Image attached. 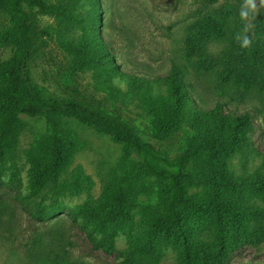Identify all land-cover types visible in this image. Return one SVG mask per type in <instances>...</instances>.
I'll return each instance as SVG.
<instances>
[{
	"label": "rangeland",
	"instance_id": "obj_1",
	"mask_svg": "<svg viewBox=\"0 0 264 264\" xmlns=\"http://www.w3.org/2000/svg\"><path fill=\"white\" fill-rule=\"evenodd\" d=\"M48 1L59 7L69 5L79 20L32 10L29 78L33 86L44 97L74 99L110 114L142 140L155 144L164 156L191 154L194 181L184 183L176 178L167 188L157 179L139 174L136 156L113 137L61 116L62 135L71 153L60 176L63 191L50 196L45 218L39 222L23 210L22 203L38 200L31 196L30 153L37 139L49 134V128L41 117L24 116L13 160H7L1 174L0 264H122L118 252H138L139 246L150 244L156 259L146 261L178 264V245L166 246L158 238L149 244L147 241L160 199L166 192L181 189L193 200L205 203L203 209L186 216L189 230L198 241L195 264H201L200 255L214 249L210 244L216 235L209 205L214 197L213 177L227 184L263 172L264 95L227 81L221 68L202 69L198 59L188 53L190 39L204 36L199 32L207 26L209 35L204 37L202 51L214 56L230 52L237 64H243L246 58L264 54V7L252 21L251 47L242 49L234 37L244 24L239 17L243 0H98V7L94 0ZM94 8L99 10L98 17H94ZM10 26L9 17L0 10V34ZM94 39L110 53L114 74H108L102 62L93 61L98 50L92 49ZM82 41L85 46L80 45ZM15 50L0 41V65L8 62ZM173 68L189 86L192 109L209 111L220 104L227 114L247 113L253 118L255 129L249 149L228 156L222 171L217 169L216 153H193L203 134L188 123L165 138L157 136L154 122L162 110L161 101L168 97L164 80ZM128 76L148 84L143 89L130 87ZM14 165L16 180L12 178ZM122 165L135 174L137 188L126 213L110 223L116 229L115 251L107 253L94 248L105 228L96 225L92 216L106 185L119 178ZM224 184L223 200L264 209L263 194L249 186L235 190ZM22 194L29 198L19 199ZM230 248L223 264H264V239L253 243L241 235Z\"/></svg>",
	"mask_w": 264,
	"mask_h": 264
},
{
	"label": "trees",
	"instance_id": "obj_2",
	"mask_svg": "<svg viewBox=\"0 0 264 264\" xmlns=\"http://www.w3.org/2000/svg\"><path fill=\"white\" fill-rule=\"evenodd\" d=\"M94 2L98 7V0ZM35 9L44 15H61L74 22L79 20L73 16V8L69 5L59 7L48 0H0V10L11 22V26L0 34V41L16 48L13 57L0 65V183L4 165L9 158L13 160L12 155L23 130L21 118L41 117L49 128V134L38 138L30 153L31 196L38 197V200L35 203L23 202V210L31 218L41 222L45 218L50 196H58L63 191L60 176L71 150L62 135L59 121L61 116L91 126L127 147L138 159L139 174L153 177L167 188L170 181L176 178H180L184 183H192L194 176L191 172V154L179 157L164 156L155 144L142 140L128 125L110 114L74 99L44 97L40 90L33 86L29 78V67L33 57L32 10ZM93 14L98 17L99 10L94 8ZM199 33L204 36L190 39L188 53L198 59L197 63L202 69L208 71L221 68L227 81H234L249 90H258L264 95V54L257 53L243 60V64H237L230 52L218 56L203 52L204 37L209 35L207 26ZM80 45L85 46V42H80ZM91 46L92 49H98L93 61L102 62L103 69L108 74H114L116 71L107 48L98 39L92 40ZM164 81L168 97L161 101L162 110L154 122L159 138L179 131L183 123H188L195 132L203 134L193 153H216L218 171L223 170L228 156L249 149L251 134L255 129L251 115L227 114L222 111L220 104L209 111L198 107L192 109L189 86L177 68H173ZM127 82L130 87L140 89L148 84L144 79L133 76H128ZM261 156L262 173L227 184L220 183L217 177H213L214 197L209 201V205L216 225V235L210 244L214 249L200 255L201 264H223L232 242L241 235L247 236L253 243L264 239V209L225 201L221 196L222 184L235 190L249 186L264 195V154ZM13 169L12 178L16 180L15 165ZM135 177L126 165H122L119 178L106 185L100 204L94 209L92 216L96 225L105 228L104 236L95 242L94 248L103 249L107 253L115 251L116 229L110 223L126 213L136 193ZM81 181L77 180V183ZM46 189V193L42 195ZM65 189L64 187V191ZM18 198L26 200L29 197L22 194V198ZM204 206L205 203L193 200L184 189L175 193L166 192L157 205L148 244L158 238L166 246L178 245V264H195L198 241L189 230L186 216L188 213L198 212ZM151 245L139 246L138 250L136 249L138 252L120 251L118 258L122 264H156L146 261L147 258L151 261L156 259L155 253L148 248Z\"/></svg>",
	"mask_w": 264,
	"mask_h": 264
},
{
	"label": "clouds",
	"instance_id": "obj_3",
	"mask_svg": "<svg viewBox=\"0 0 264 264\" xmlns=\"http://www.w3.org/2000/svg\"><path fill=\"white\" fill-rule=\"evenodd\" d=\"M261 7H264V0H243L239 11V17L244 24L242 31L237 32L234 37L242 49H248L251 47V29L254 27L252 21L257 18Z\"/></svg>",
	"mask_w": 264,
	"mask_h": 264
}]
</instances>
